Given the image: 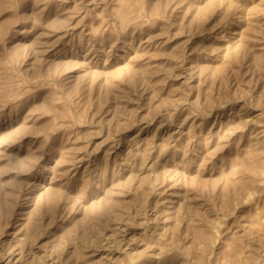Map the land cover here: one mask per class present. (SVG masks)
<instances>
[{
	"label": "rangeland",
	"instance_id": "1",
	"mask_svg": "<svg viewBox=\"0 0 264 264\" xmlns=\"http://www.w3.org/2000/svg\"><path fill=\"white\" fill-rule=\"evenodd\" d=\"M263 130L264 0H0V264H264Z\"/></svg>",
	"mask_w": 264,
	"mask_h": 264
},
{
	"label": "bare ground",
	"instance_id": "2",
	"mask_svg": "<svg viewBox=\"0 0 264 264\" xmlns=\"http://www.w3.org/2000/svg\"><path fill=\"white\" fill-rule=\"evenodd\" d=\"M263 131H264V130H263ZM263 131H262V132H263ZM262 147H263V146H262ZM259 148H260V147H259ZM261 149H262V148H261ZM254 150H255V149H254ZM257 150H258V149H257ZM262 151H263V150H262ZM254 152H255V151H254ZM258 152H259V150H258ZM259 154H260V153H259ZM252 158H253V157H252ZM261 159H262V158H261ZM250 160H251V159H250ZM259 160H260V159H259ZM259 160H258V161H259ZM263 160H264V159H262V161H263ZM255 161H256V160H255ZM252 162H253V161H252ZM257 163H258V162H257ZM263 163H264V162H263ZM250 165H251V164H250ZM262 165H263V164H262ZM260 166H261V164H260ZM258 167H259V166H258ZM249 168H250V167H249ZM253 168H254V167H253ZM250 169H251V168H250ZM250 169H249V170H250ZM251 170H252V169H251ZM260 171H261V168H260ZM256 173H257V171H256L254 174H256ZM261 174H262V173H261ZM252 175H253V173H252ZM247 176H248V175H247ZM248 177H249V176H248ZM258 177H259V176H258ZM258 177H257V179H258ZM251 178H252V177H251ZM254 179H255V178H254ZM254 179L252 178V180H254ZM263 181H264V180H263ZM254 184H255V183H254ZM261 184H262V183H261ZM248 186H249V185H248ZM252 187H253V186H252ZM256 187H257V186H256ZM255 192H256V191H255ZM250 196H251V195H249V197H250ZM252 198H253V197H251V199H252ZM248 200H249V199H247V201H248ZM252 200H253V199H252ZM252 200H251V201H252ZM245 201H246V200H245ZM247 201H246V202H247ZM246 202H245V203H246Z\"/></svg>",
	"mask_w": 264,
	"mask_h": 264
}]
</instances>
